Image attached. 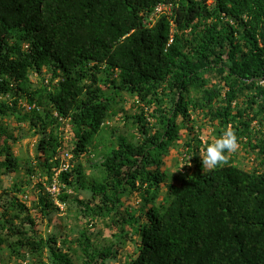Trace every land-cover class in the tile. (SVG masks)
Wrapping results in <instances>:
<instances>
[{"label":"trees","instance_id":"1","mask_svg":"<svg viewBox=\"0 0 264 264\" xmlns=\"http://www.w3.org/2000/svg\"><path fill=\"white\" fill-rule=\"evenodd\" d=\"M13 118L38 137L24 164ZM228 125L238 150L203 171L201 135ZM22 170L0 264H264V0H0V184ZM54 181L110 236L40 232Z\"/></svg>","mask_w":264,"mask_h":264},{"label":"rangeland","instance_id":"2","mask_svg":"<svg viewBox=\"0 0 264 264\" xmlns=\"http://www.w3.org/2000/svg\"><path fill=\"white\" fill-rule=\"evenodd\" d=\"M212 2H213V0H209V4H211ZM45 76L47 77V74H45ZM33 82L36 84H39L38 78L37 77L34 78ZM10 121H9V123L11 124L10 129H11L12 133H14L15 136H17L19 138L18 143H16L14 145V152L18 158L22 159V163L24 164L25 160L28 161L29 159L34 158V156L36 154L35 153L36 152L35 146L37 144L38 137L33 134V132L29 129L27 124H21V125L17 124L14 118L11 119ZM123 124H124L123 121L119 124L120 128H122L124 126ZM254 124H257V122H255ZM212 131H213V129L210 126H208L207 130L201 135L200 139L202 140V137L204 139H207L205 135L208 134V135H211L210 139L212 140V137H213ZM175 153H176V151H172L171 154H169V156L165 160V164L162 166V170L167 169V170H169L170 173H174L177 171L179 166L180 167L182 166L181 164H179L178 167L176 165H174L173 157H174ZM184 156H185V154L182 155L183 158H184ZM252 158L253 157L251 155H241L238 158V162H239L240 167L245 169V170H251L253 168ZM186 160H188V158H186ZM88 165H90V164H88ZM85 170L87 173L95 172V170L91 169V168H88V169L86 168ZM23 175H25L24 170H22L21 176H19V177L13 176L11 179L10 178L8 179L7 177L3 178V182L0 184V192L3 190H10V188H12V186H14V184H15L14 182H16V181L19 185H21L22 184L21 178ZM16 178H17V180H16ZM33 181H34V185L38 181L42 182V180H40L39 177H38V179H33ZM46 188H48V186H46ZM25 194L28 195L29 198L24 197V195H21L22 200L25 201L27 205H31L32 202H34L36 200V197H34L32 195L31 189L28 191H25ZM52 196L54 197L53 199L55 200V203L60 208V211L59 212L55 211L50 216V220L47 218L39 225V227H38L39 231L42 232L45 236H48L49 234H52L55 232L58 235L63 234L64 236H70V238H74V237L79 236L80 232L83 230L93 232V235H96L98 232L102 231V234H103L102 238H99V239L93 238L95 241H98V242L101 241L103 238L110 236L111 231H106V229L103 228L102 226H98L96 228V230H93L90 227L83 224L82 222H77L75 217H74L75 211L73 213V212H71V210H68L67 207H64L63 205H61L57 200V197H56L57 195H52ZM10 264H15V263L12 262Z\"/></svg>","mask_w":264,"mask_h":264},{"label":"clouds","instance_id":"3","mask_svg":"<svg viewBox=\"0 0 264 264\" xmlns=\"http://www.w3.org/2000/svg\"><path fill=\"white\" fill-rule=\"evenodd\" d=\"M202 143L204 146L200 151V158L203 171H211L226 164L227 154L235 153L239 148L238 138L231 125L226 126L222 134L211 142L202 137Z\"/></svg>","mask_w":264,"mask_h":264},{"label":"built area","instance_id":"4","mask_svg":"<svg viewBox=\"0 0 264 264\" xmlns=\"http://www.w3.org/2000/svg\"><path fill=\"white\" fill-rule=\"evenodd\" d=\"M161 10V8L159 9V11ZM29 109H32L31 107H29ZM72 160V156L69 155L68 153H65L63 156V165H62V171H66L69 169V163ZM48 192L51 195H58L60 193V188L58 186V184L56 183V181L53 182V184H51L48 187Z\"/></svg>","mask_w":264,"mask_h":264}]
</instances>
